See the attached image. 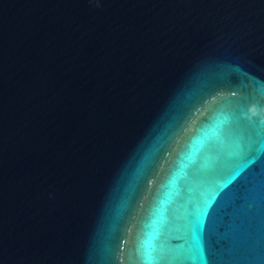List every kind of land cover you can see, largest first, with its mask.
I'll list each match as a JSON object with an SVG mask.
<instances>
[{"label":"water","instance_id":"95a60500","mask_svg":"<svg viewBox=\"0 0 264 264\" xmlns=\"http://www.w3.org/2000/svg\"><path fill=\"white\" fill-rule=\"evenodd\" d=\"M0 264H264V0H0Z\"/></svg>","mask_w":264,"mask_h":264}]
</instances>
